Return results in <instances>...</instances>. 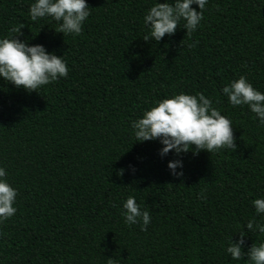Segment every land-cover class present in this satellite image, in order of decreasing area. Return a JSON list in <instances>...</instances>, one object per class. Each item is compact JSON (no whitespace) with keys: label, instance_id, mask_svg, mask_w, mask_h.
<instances>
[{"label":"trees","instance_id":"obj_1","mask_svg":"<svg viewBox=\"0 0 264 264\" xmlns=\"http://www.w3.org/2000/svg\"><path fill=\"white\" fill-rule=\"evenodd\" d=\"M29 3L0 0V36L22 24L18 39L62 55L68 73L37 92L0 81V166L17 190L0 264H242L223 249L264 195V127L220 89L244 75L264 92V0H208L191 35L178 25L159 42L143 40L153 0H86L77 36L32 21ZM180 91L213 101L236 150L182 153L175 178L171 151L161 158L158 141L136 142L129 122ZM128 195L147 206L143 231L120 215ZM254 239L245 233L244 251Z\"/></svg>","mask_w":264,"mask_h":264},{"label":"clouds","instance_id":"obj_2","mask_svg":"<svg viewBox=\"0 0 264 264\" xmlns=\"http://www.w3.org/2000/svg\"><path fill=\"white\" fill-rule=\"evenodd\" d=\"M207 3L208 0H163L162 3L153 0L142 17L147 29L143 40L159 42L165 35L171 36L178 25L186 35H191L203 19ZM190 5H196V9ZM90 11L86 0H31L28 4V16L32 21L46 18L56 22L55 32L63 36L79 35ZM21 28L22 24L13 25L6 35L0 36V81L25 92H37L42 86L66 77L68 67L62 55L46 51L43 45H30L18 39ZM194 43L187 46L191 48ZM220 93L232 107L246 106L257 126L264 127V92L254 88L244 75L229 80ZM232 126L231 120L213 106L209 97L201 92L183 91L153 101L140 116L129 122L136 142L158 141L157 154L161 158L171 151L175 158L167 161L166 168L175 178L183 176L182 153L235 151ZM7 175L5 168L0 166V224L16 212L17 190L10 185ZM197 195L205 198L203 190ZM250 205L253 216L240 226L234 242L232 236L227 238L223 250L233 261L264 264V195L252 199ZM120 215L126 226L138 225L141 231L151 219L147 206L141 207L132 195L120 204ZM246 232L254 233L255 239L244 251ZM105 264H119V260L108 257Z\"/></svg>","mask_w":264,"mask_h":264}]
</instances>
